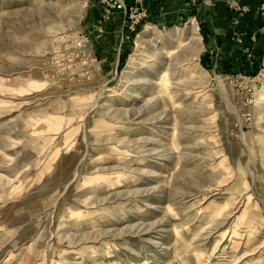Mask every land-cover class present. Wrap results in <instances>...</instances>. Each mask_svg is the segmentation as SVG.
Returning <instances> with one entry per match:
<instances>
[{
  "label": "rangeland",
  "instance_id": "1",
  "mask_svg": "<svg viewBox=\"0 0 264 264\" xmlns=\"http://www.w3.org/2000/svg\"><path fill=\"white\" fill-rule=\"evenodd\" d=\"M94 1L0 0V264H264V50L242 72L197 25L200 97H175L159 40L188 18L122 15L116 55Z\"/></svg>",
  "mask_w": 264,
  "mask_h": 264
},
{
  "label": "crops",
  "instance_id": "2",
  "mask_svg": "<svg viewBox=\"0 0 264 264\" xmlns=\"http://www.w3.org/2000/svg\"><path fill=\"white\" fill-rule=\"evenodd\" d=\"M136 1L145 12L146 19L153 23L147 25L158 26L172 20H181L182 17L188 18L185 26L191 20L196 26L199 25L205 32L206 54L210 60L223 57L231 65V60H234L236 67H241L244 69L242 72H246L251 68V64L258 60L254 55L264 50V14L260 9L264 0H237L240 5L248 8V12L244 14L228 8L225 5L226 0H199V5L190 10L187 8V0H125V3L133 5ZM93 3L98 6L94 8L93 13L96 16L101 15L102 7L99 1ZM106 17L101 24L102 33L96 35L97 44L104 50L112 48L116 55L120 51H128L129 44L122 39L125 31L122 14L113 11ZM244 49L253 54L252 62L243 59Z\"/></svg>",
  "mask_w": 264,
  "mask_h": 264
},
{
  "label": "bare ground",
  "instance_id": "3",
  "mask_svg": "<svg viewBox=\"0 0 264 264\" xmlns=\"http://www.w3.org/2000/svg\"><path fill=\"white\" fill-rule=\"evenodd\" d=\"M149 29V28H148ZM147 30V28H146ZM149 31H146V33ZM145 34L138 35L137 36V45H143L146 43ZM200 39L198 33H197V27L196 24L193 21L189 22V26L186 27V29H179V28H172V31L166 36V40H159V48L160 53L163 54L164 51L165 54L175 60V70L178 69L180 72H184L187 74V78H185L184 81H177L174 84V92L173 96L177 97L180 92H187V94L192 95L193 99L200 97V91H197L198 83H195V80L197 79L196 73H194V62H196V54H198L201 49H195L193 43L198 41ZM165 41L167 42L168 46H165ZM197 43V42H196ZM191 46V47H190ZM185 47V48H184ZM182 49V51H178V49ZM184 57V58H183ZM183 58V60H181ZM184 63H187L184 65ZM142 64V61L140 58H132L131 65L129 68H127L125 71H123V79H130V75H133V72L138 71V67ZM191 68V69H188ZM173 69V68H172ZM172 69H166L161 76L158 77L157 87L159 94H168V90L170 88L169 77L171 75ZM203 73H206L203 71ZM127 83V82H125ZM148 83L151 85L152 81H146L145 84ZM172 98V97H171ZM195 102V101H194ZM149 103V100L147 101ZM141 113V112H140ZM144 113V112H143ZM139 114V113H138ZM160 116H158L157 120L159 122H162L163 119L160 120ZM153 122V121H152ZM227 175V173H225ZM109 187V186H108ZM220 210V209H219ZM218 212V211H217ZM220 212V211H219ZM218 217H221L220 215Z\"/></svg>",
  "mask_w": 264,
  "mask_h": 264
},
{
  "label": "built area",
  "instance_id": "4",
  "mask_svg": "<svg viewBox=\"0 0 264 264\" xmlns=\"http://www.w3.org/2000/svg\"><path fill=\"white\" fill-rule=\"evenodd\" d=\"M101 3H103L108 11H117L120 12L123 16H127L131 29L136 27L140 21H142L143 18L146 17L145 12L140 9L139 4L137 1L135 4L127 6L124 2V0H101ZM199 5V0H188L187 3V8L190 9H195ZM225 5L234 10L239 12L240 14H244L248 12V8L246 6L240 5L237 0H226ZM260 9L262 10V13L264 14V4L260 6ZM74 45L77 48L82 47V42L81 40L75 41ZM247 51V50H246ZM246 57L250 60L251 57V52L248 51L246 54Z\"/></svg>",
  "mask_w": 264,
  "mask_h": 264
},
{
  "label": "trees",
  "instance_id": "5",
  "mask_svg": "<svg viewBox=\"0 0 264 264\" xmlns=\"http://www.w3.org/2000/svg\"><path fill=\"white\" fill-rule=\"evenodd\" d=\"M136 32H137V30H136ZM257 62L259 63V61H256L255 63H257ZM255 63L251 64L252 65L251 68H250L251 74L255 73L254 71L257 69L256 66H255Z\"/></svg>",
  "mask_w": 264,
  "mask_h": 264
}]
</instances>
